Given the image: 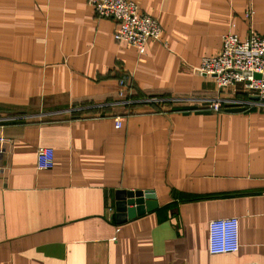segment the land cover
Wrapping results in <instances>:
<instances>
[{"label":"crops","instance_id":"1","mask_svg":"<svg viewBox=\"0 0 264 264\" xmlns=\"http://www.w3.org/2000/svg\"><path fill=\"white\" fill-rule=\"evenodd\" d=\"M133 1L161 28L141 55L87 0H0V117L19 118L0 128V264H264V106L213 112L255 98L194 72L225 34L264 36V0ZM120 190L157 207L118 224ZM230 217L239 250L210 255Z\"/></svg>","mask_w":264,"mask_h":264},{"label":"built area","instance_id":"2","mask_svg":"<svg viewBox=\"0 0 264 264\" xmlns=\"http://www.w3.org/2000/svg\"><path fill=\"white\" fill-rule=\"evenodd\" d=\"M97 19L111 20L116 28L113 40L133 47L143 54L149 40H158L161 28L156 18L143 14L139 4L133 0H87ZM250 18V13L247 14ZM233 27V24H231ZM194 72L213 78L219 92L235 91L253 96L254 100L240 101L212 100L209 109L219 112L222 107L253 108L264 106V36L250 30L248 36L240 41L238 36L227 33L222 37L219 52L212 57L203 58ZM258 75V78L254 77ZM121 88L129 87V76L122 73L119 80ZM122 96V92L119 93ZM156 102L144 100L141 102ZM136 103L128 100L127 104ZM18 117H0V128L16 122ZM121 119H115V128L121 127ZM10 141L0 136V160L7 153ZM54 166V153L51 148L39 147L36 151L37 170H50ZM0 171H3L0 165ZM239 250L237 218H220L208 223V253L210 255L231 254Z\"/></svg>","mask_w":264,"mask_h":264},{"label":"water","instance_id":"3","mask_svg":"<svg viewBox=\"0 0 264 264\" xmlns=\"http://www.w3.org/2000/svg\"><path fill=\"white\" fill-rule=\"evenodd\" d=\"M258 78V75H254ZM135 207V208H129ZM155 194L150 191H116L115 216L118 224L156 208Z\"/></svg>","mask_w":264,"mask_h":264}]
</instances>
